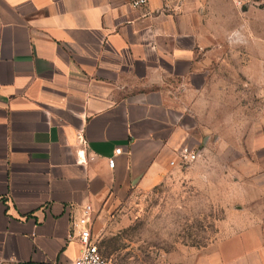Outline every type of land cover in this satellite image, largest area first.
<instances>
[{
  "label": "crops",
  "instance_id": "0c3cea01",
  "mask_svg": "<svg viewBox=\"0 0 264 264\" xmlns=\"http://www.w3.org/2000/svg\"><path fill=\"white\" fill-rule=\"evenodd\" d=\"M230 6L0 0V264H72L80 244L68 236L83 208L96 234L128 192L177 174L169 162L182 146L197 161L216 148L200 162L202 193L224 213L220 236L248 232L264 264V132L243 140L240 109L225 119L227 98L264 87V11ZM206 164L219 167L215 177ZM240 165L252 166L250 179Z\"/></svg>",
  "mask_w": 264,
  "mask_h": 264
},
{
  "label": "rangeland",
  "instance_id": "374dc122",
  "mask_svg": "<svg viewBox=\"0 0 264 264\" xmlns=\"http://www.w3.org/2000/svg\"><path fill=\"white\" fill-rule=\"evenodd\" d=\"M257 1L250 0L247 7L264 11V4ZM231 6L235 8L232 2ZM172 11H166V15H174ZM244 55L240 53L241 57ZM224 56L226 68L237 70L233 53L226 52ZM232 72L226 71L230 80L233 79ZM241 76V81H246L244 75ZM246 88L240 84L242 92H247ZM263 89L257 86L255 94L250 97L242 94L235 101L226 99L225 112L229 114V119L227 116L225 119L229 120V125L233 124V112L240 109V114L236 112L235 121L244 131V135H240L243 140L250 130L251 136H254L253 128L258 133L256 136L264 132ZM214 133L210 132V147L216 146L218 135ZM232 135L225 133L224 141L232 140ZM201 144L202 141L198 140L197 148ZM244 151L248 155V147L240 150V154ZM217 152L214 148L203 155V160L177 168L176 175L150 191L128 192L121 204L106 215L105 221L100 226L96 225V244L101 255L110 264H259L257 239L249 237L248 232L246 237L243 236L239 229H222L220 236L217 223L224 213L215 205L216 197L211 192L208 198L202 193L200 162L206 161V156L211 154L218 155ZM228 167L231 168L230 165ZM218 168L217 165H205L214 177ZM236 168L245 175L244 179H250L254 172L250 165Z\"/></svg>",
  "mask_w": 264,
  "mask_h": 264
},
{
  "label": "built area",
  "instance_id": "2783aa9c",
  "mask_svg": "<svg viewBox=\"0 0 264 264\" xmlns=\"http://www.w3.org/2000/svg\"><path fill=\"white\" fill-rule=\"evenodd\" d=\"M187 0H129V5L133 9H142L147 7L151 2H158L164 9H177ZM234 6L240 10L246 8L250 0H231ZM120 149L114 151V156L120 154ZM200 158V153L195 148L182 146L175 151L173 159L169 162L172 168H183L193 164ZM107 164L109 168L114 166V158H108ZM91 206H85L81 216L71 223V230L68 238L76 237L80 244V252L78 257L72 264H110L105 259L96 244V235L93 233V216ZM76 235V236H75Z\"/></svg>",
  "mask_w": 264,
  "mask_h": 264
}]
</instances>
